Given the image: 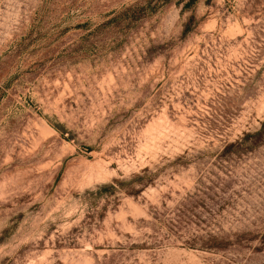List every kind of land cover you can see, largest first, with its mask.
I'll use <instances>...</instances> for the list:
<instances>
[{"label":"rangeland","instance_id":"rangeland-1","mask_svg":"<svg viewBox=\"0 0 264 264\" xmlns=\"http://www.w3.org/2000/svg\"><path fill=\"white\" fill-rule=\"evenodd\" d=\"M263 122L264 0H0V264H264Z\"/></svg>","mask_w":264,"mask_h":264},{"label":"trees","instance_id":"trees-1","mask_svg":"<svg viewBox=\"0 0 264 264\" xmlns=\"http://www.w3.org/2000/svg\"><path fill=\"white\" fill-rule=\"evenodd\" d=\"M263 130H264V122H263V124H262V127L258 130V131H256L255 133H253V135L254 136H258V135H260L262 132H263ZM248 137V134H246L245 136H244V140L246 139ZM106 188V187H105Z\"/></svg>","mask_w":264,"mask_h":264}]
</instances>
